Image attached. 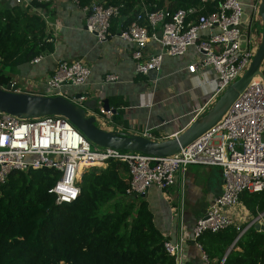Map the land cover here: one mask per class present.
Masks as SVG:
<instances>
[{"label": "built area", "instance_id": "2783aa9c", "mask_svg": "<svg viewBox=\"0 0 264 264\" xmlns=\"http://www.w3.org/2000/svg\"><path fill=\"white\" fill-rule=\"evenodd\" d=\"M14 1L17 5L28 6L55 0ZM70 1L78 4V0ZM200 1H216L218 4L211 11H207L205 5L173 11L154 6L150 10L140 0L138 10L118 32L123 41L132 45L130 56L139 75L147 76L159 70L165 56L180 57L189 49L196 59L186 66L187 72L212 70L213 77L207 82L214 85V90L197 115L246 71L258 45V27L262 26L257 11L260 0L251 1L247 14L241 0ZM82 9L85 30L98 42L106 41L110 36L111 19L119 17V7L92 1ZM254 25L258 27L252 31ZM150 43L154 49L145 53ZM39 59L36 56L33 62ZM89 76L90 68L80 61H58L45 81L43 94L63 95L62 87L84 85ZM116 80L115 74L104 77L105 82ZM13 83L11 81L10 86ZM17 90L21 91L18 86ZM74 100L81 103L85 98L80 96ZM98 113L102 119L112 116L101 108ZM263 135L264 81L259 76L249 82L205 134L179 153L164 157L94 145L61 116L26 119L0 112V185L15 170L53 168L60 172V177L48 192L55 195L56 203H69L80 192L78 182L83 170L105 167L109 160L127 164L130 182L126 194L130 196H142L151 186L168 191L175 184L177 173L184 172L189 165L217 166L221 169L223 181L221 191L205 213L195 220L191 232L192 240L201 249L197 239L206 231L218 232L235 225L240 236L252 224L264 225V212L241 229L227 213L240 202L243 191H264ZM179 201L178 211L181 213L183 194ZM164 247L179 264L180 245L165 241ZM202 257L207 258L204 252Z\"/></svg>", "mask_w": 264, "mask_h": 264}, {"label": "trees", "instance_id": "16d2710c", "mask_svg": "<svg viewBox=\"0 0 264 264\" xmlns=\"http://www.w3.org/2000/svg\"><path fill=\"white\" fill-rule=\"evenodd\" d=\"M118 6L122 28L138 10L140 0H78ZM148 9L176 10L218 2L200 0H143ZM44 20L20 8L0 10V86L15 67L53 50ZM264 71V70H263ZM53 168L12 171L0 185V264H175L164 247L166 238L156 228L153 214L141 196L126 194L130 174L124 162L109 160L105 167H89L78 185L77 198L56 203L48 190L59 179ZM242 206L257 217L264 212V191H243ZM240 225V229L246 227ZM235 225L206 231L197 242L212 264H264V230L249 226L240 235ZM231 247V248H230ZM230 249V250H229ZM229 252L226 254V252Z\"/></svg>", "mask_w": 264, "mask_h": 264}, {"label": "crops", "instance_id": "0c3cea01", "mask_svg": "<svg viewBox=\"0 0 264 264\" xmlns=\"http://www.w3.org/2000/svg\"><path fill=\"white\" fill-rule=\"evenodd\" d=\"M251 1L241 0L245 14L250 10ZM15 8L44 20L45 35L53 50L39 55L36 63L32 59L15 67H3L10 82L17 83L21 91L43 94L45 81L58 61L82 62L90 68L87 82L81 86H64L61 92L73 98L77 93H90L94 97L98 91L101 99L107 98L109 107L117 110L107 120L99 119L100 127L106 130L165 140L186 128L198 109L212 96L214 85L207 82L213 77L212 70L186 71V66L196 59L192 49L180 57L165 56L159 70L142 76L134 69L130 56L132 45L118 36L122 29L121 21L110 30L106 41L98 42L93 34L85 30L82 7L70 0L28 6L17 5L14 0H0V10L13 11ZM153 49L154 45L150 43L145 53ZM262 67L264 70V62ZM108 74H115L117 80L105 82L104 77ZM222 185L219 167L194 164L177 173L175 184L168 191L151 186L142 196L153 214L156 228L166 241L180 245L179 264L215 262L203 259V252L192 240L191 232L195 220L212 204ZM181 194L183 210L180 213L178 204ZM227 213L237 225L253 219L240 202Z\"/></svg>", "mask_w": 264, "mask_h": 264}, {"label": "water", "instance_id": "95a60500", "mask_svg": "<svg viewBox=\"0 0 264 264\" xmlns=\"http://www.w3.org/2000/svg\"><path fill=\"white\" fill-rule=\"evenodd\" d=\"M257 11L261 19L262 31L259 44L246 71L236 81L228 85L204 111L196 115L186 128L168 139L157 141L141 134L106 130L100 127L99 119H102L101 114L98 113L100 108L111 114H115L117 109L110 108L108 99H101L98 91L94 97L90 93L84 95L77 93L74 99H78L80 96L88 99V101L84 100L78 103L64 94L48 95L18 91L17 83L10 86L11 82H9L5 87L0 86V112L26 119L61 116L67 119L91 143L101 147L136 151L156 157L177 154L214 126L254 77L259 76L264 81L262 68L264 62V0L259 1ZM102 120L107 119L103 118ZM254 228L264 230V225L257 222L254 224ZM175 264H178V261Z\"/></svg>", "mask_w": 264, "mask_h": 264}, {"label": "rangeland", "instance_id": "374dc122", "mask_svg": "<svg viewBox=\"0 0 264 264\" xmlns=\"http://www.w3.org/2000/svg\"><path fill=\"white\" fill-rule=\"evenodd\" d=\"M256 27H258V26H257V25H254L252 31H253L254 29H256ZM258 28H260V32H261V31H262V26H259ZM256 40H257V43L259 44L260 36H259V37H256ZM82 174H83V173H82ZM239 225H242V224H239Z\"/></svg>", "mask_w": 264, "mask_h": 264}]
</instances>
